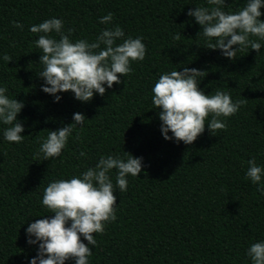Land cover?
<instances>
[{
    "label": "trees",
    "instance_id": "obj_1",
    "mask_svg": "<svg viewBox=\"0 0 264 264\" xmlns=\"http://www.w3.org/2000/svg\"><path fill=\"white\" fill-rule=\"evenodd\" d=\"M246 3L226 0L223 10L234 13ZM197 6L208 7L206 0H0V87L25 105L17 116L25 129L21 143L7 142L0 123V264H31L36 257L38 245L27 244L26 229L51 215L42 204L49 183L80 176L101 156L126 160V153L143 158L142 171L127 177L126 191L116 189L117 218L93 234L88 264H252L249 247L264 241V194L245 177L250 159L264 168V46L234 61L206 49L208 41L197 37L201 26L187 15ZM108 13L112 22L99 23ZM50 18L61 19L65 33L74 30L73 42H94L103 29L119 26L125 38L143 37L145 58L131 63L120 84L105 85L104 96L84 103L72 92L58 93L54 102L41 91V50L33 43L39 37L30 32ZM185 66L208 73L199 82L205 95L219 90L234 103L248 100L226 129L210 134L206 125L191 145L163 138L152 103L159 75ZM75 113L86 120L60 157L37 156L48 130L73 123ZM109 175L115 185L117 170Z\"/></svg>",
    "mask_w": 264,
    "mask_h": 264
},
{
    "label": "clouds",
    "instance_id": "obj_2",
    "mask_svg": "<svg viewBox=\"0 0 264 264\" xmlns=\"http://www.w3.org/2000/svg\"><path fill=\"white\" fill-rule=\"evenodd\" d=\"M206 2L208 7L197 6L187 13L201 26L197 37L208 41L206 49L219 50L225 58L233 61L245 49L260 53L264 46V21L260 19L264 0H247L246 5L234 13L223 10L227 7L226 0ZM112 20L113 14L108 13L100 18L99 23L108 25ZM12 27L22 29L23 25L13 21ZM63 27V21L57 18L30 27V32L39 37L33 43L41 50L39 64L43 70L38 75L44 82L41 91L53 96L54 102L61 100L58 93L72 92L76 100L84 103L90 102L94 94L104 96L105 85L111 89L114 84H120V77L131 73V63L145 58L147 49L143 37L125 38L119 26L103 29L91 43L84 39L73 42L70 37L74 30L65 33ZM173 38L179 40L181 34ZM117 41L122 42L117 44ZM2 58L8 63L12 61L8 55ZM207 74L185 66L182 72L174 70L159 75L152 88V103L158 110L161 132L166 141L174 139L177 144L191 145L205 131L206 125L210 134L224 130L226 120L248 101L243 98L234 103L230 94L219 90L205 95L199 82ZM6 92L7 88L0 87V123L6 126L3 138L19 144L25 137L21 135L25 129L17 116L25 105L9 98ZM85 120L83 114L75 113L73 123L56 131L48 130L37 156L42 155L44 161L60 157L73 130L78 126L82 128ZM126 155V160L113 155L101 156L95 167L80 176L47 185L42 204L51 215L35 220L26 229L27 244L38 245L31 264H66L67 261L88 264V257L92 255L90 246L96 245L93 234H102L105 225L117 218L116 189L126 191L127 177H139L142 171L143 158ZM247 164L245 178L259 185L257 191L264 194V184H261L264 168L257 165L255 158ZM113 169L117 170L115 185L109 175ZM247 256L252 264H264V241L252 244Z\"/></svg>",
    "mask_w": 264,
    "mask_h": 264
}]
</instances>
